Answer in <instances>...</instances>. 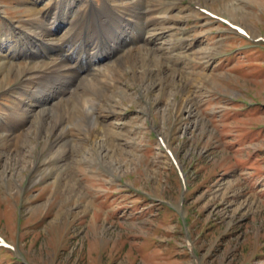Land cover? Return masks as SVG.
I'll return each mask as SVG.
<instances>
[{
    "label": "rangeland",
    "instance_id": "1",
    "mask_svg": "<svg viewBox=\"0 0 264 264\" xmlns=\"http://www.w3.org/2000/svg\"><path fill=\"white\" fill-rule=\"evenodd\" d=\"M144 3L173 8L163 26L129 19L131 0H0V54L13 34L38 47L60 4L73 6L82 37L92 31L81 20L107 13L145 30L138 47L161 36L153 53L131 46L112 57L109 79L106 66L99 73L112 85L96 93L95 122L76 102L56 105L76 82L29 71L31 60L11 52L0 61V237L13 248L0 247V264H264V0ZM59 23L57 35L68 31ZM27 78L35 98L52 82L69 89L33 119ZM13 130L31 139L12 144Z\"/></svg>",
    "mask_w": 264,
    "mask_h": 264
},
{
    "label": "bare ground",
    "instance_id": "2",
    "mask_svg": "<svg viewBox=\"0 0 264 264\" xmlns=\"http://www.w3.org/2000/svg\"><path fill=\"white\" fill-rule=\"evenodd\" d=\"M131 5L132 10L129 12V19H136L138 23L140 21L141 24L146 28L148 26H163L167 18L166 15H168V13H170V11H172L173 9L172 7L162 8L163 6L161 7L158 3L149 6L148 4L146 5L144 3V0H131ZM48 10L50 9H47V11ZM71 10H75L73 9V6L70 8H65L62 4H60L55 8L53 7V9L51 10L52 13L45 16V22L47 20L48 24L47 29L42 31L40 38H35V41L43 38L38 41L41 43L37 45L38 47H27L24 45L25 43L22 45L21 41H18V39L14 38V34L11 35V38L8 37L2 40V43H4L5 46L7 44L9 45L10 39H12V42L14 43L11 45L13 49L8 50V53L6 52V54H0V61L2 62L3 67H5L8 61H10L11 56L9 55V52H11L12 57L22 56L25 59L31 60L30 63L33 64L34 68L29 69V71L34 70L36 72L35 69H44V71H48V75L46 77H50L52 81H55V79L56 81L70 79L71 84H74V82H76L74 85H71L74 86V93L72 98L68 97L67 99L65 98V100L62 99L63 102L56 104V102L58 101L57 99H59L62 94L68 92L67 90L69 88H65L64 90V87H62V85L55 87L56 85H53L52 82L51 85H44L46 90L44 89L43 95L41 94L39 97L35 98L34 94L37 92L32 91L36 86H38L37 83H35L36 81L34 79H24L23 83L26 91H24L25 93L23 92V96L25 97V100L28 101V104L26 105V108H28V110L26 111V115L28 116V114H32L31 116L33 117V119L39 112H43L48 109L50 110L54 104H56L57 107L63 106L65 108L66 103L75 104L76 102L80 105V107H78L80 116H85L87 117V119L95 122L97 117L94 114L98 112L99 107V99L97 98L96 93L98 94L100 91H105L112 85L107 80V78L100 80L101 76H99V73L102 72L103 68L106 66L104 68L102 76L106 77L107 75H110L113 67L112 57L122 58L125 54L129 55V53H135L132 48L138 47V42L140 40L137 41V39H142L141 36L143 32H145V30H140L133 33L134 28L137 29V27H135L136 23L132 24V20H127L123 16L121 18L112 19V15L107 13L106 17L99 16V20L104 21L103 23H100L99 20H95L93 21V23L87 20H81V25L86 27L88 25H91L87 29L88 32L92 31L90 32L92 34H87V36L82 37L83 35L80 28L76 31L75 34L73 33L72 21L69 19ZM81 16L82 15H80L78 18L81 19ZM61 17L63 18L64 23H66L65 25L67 26L68 31H65L63 34L57 35V32L59 31L56 28L61 25L59 23L62 19ZM102 17L105 18L103 19ZM55 29L57 30L56 32L54 31ZM87 29L85 30L86 32ZM153 34L154 33H152L150 36L148 35L149 37L146 38L145 46L140 45L138 48L141 49L148 46L151 53L157 50L155 49V47L157 46V41L160 40L161 36L157 35L155 37L153 36ZM102 44L107 46L105 47V50H103V47H101ZM131 46L134 47L131 48ZM16 51H18V53H15ZM117 67V64H114V68ZM26 71L28 70H25L24 72L19 71L18 73H16V79L19 78L21 80L22 78H24V73ZM80 74L83 75V77L79 78L78 76ZM87 76H89V78ZM86 77L88 79H86ZM107 77L108 79L110 78L109 76ZM84 81L86 82V84L83 85ZM78 85L80 87L76 91L75 88ZM90 85L97 86L98 90H91ZM84 89L87 90V93ZM59 110L64 111V109L61 110L60 108ZM56 114L58 115V113ZM15 115L16 117L10 118L11 122L19 119L21 116L17 114ZM60 119L63 120V115L60 116ZM66 131L67 130H65V132ZM12 133V135L14 136L9 140V142L11 141L12 144L18 141L19 143H22L25 140L28 141L29 139H31V137L23 131H21L18 135L17 130H13ZM61 134L65 138L66 134L64 133V131ZM26 136H28V138Z\"/></svg>",
    "mask_w": 264,
    "mask_h": 264
}]
</instances>
